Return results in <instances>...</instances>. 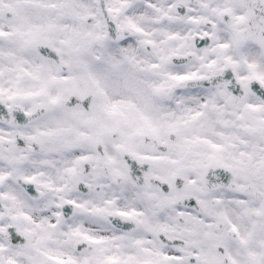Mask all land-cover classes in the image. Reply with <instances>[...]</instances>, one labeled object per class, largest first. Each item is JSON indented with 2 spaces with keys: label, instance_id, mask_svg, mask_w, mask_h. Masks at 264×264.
I'll return each mask as SVG.
<instances>
[{
  "label": "snow or ice",
  "instance_id": "1",
  "mask_svg": "<svg viewBox=\"0 0 264 264\" xmlns=\"http://www.w3.org/2000/svg\"><path fill=\"white\" fill-rule=\"evenodd\" d=\"M0 264H264V0H0Z\"/></svg>",
  "mask_w": 264,
  "mask_h": 264
}]
</instances>
